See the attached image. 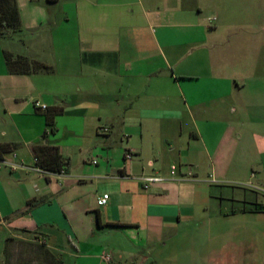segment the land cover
I'll use <instances>...</instances> for the list:
<instances>
[{"label":"crops","instance_id":"crops-1","mask_svg":"<svg viewBox=\"0 0 264 264\" xmlns=\"http://www.w3.org/2000/svg\"><path fill=\"white\" fill-rule=\"evenodd\" d=\"M203 1L17 0L22 32L0 38V144L16 145L0 264H169L171 242V264H236L206 248L226 237L213 226L264 224V45L246 41L264 27ZM7 52L50 70L12 74ZM39 106L63 109L54 134ZM43 144L66 172L38 169ZM152 176L166 181L144 188Z\"/></svg>","mask_w":264,"mask_h":264},{"label":"rangeland","instance_id":"rangeland-1","mask_svg":"<svg viewBox=\"0 0 264 264\" xmlns=\"http://www.w3.org/2000/svg\"><path fill=\"white\" fill-rule=\"evenodd\" d=\"M206 6H210L206 10L207 17L218 16L217 14H224V21L230 22L233 27L245 28H261L264 27V0H204ZM229 14V15H228ZM246 14V18H244ZM248 15V17H247ZM229 16V17H228ZM258 17L255 19V17ZM246 36V35H245ZM261 40H256L254 35L246 36V41L251 46L256 44L264 45V35ZM254 47L251 48L250 54L253 55ZM262 74L264 75V48L262 55ZM249 60H252L250 57ZM261 92H263L264 84H258ZM264 212V210H263ZM263 218L264 217H260ZM264 223V222H262ZM212 227V231L216 230L217 234H226V237H218L211 245H207L208 250L217 251L221 254L224 252H231L238 256L236 264H264V224H252L248 222L243 225ZM208 227V226H207ZM207 227H199L201 231H207ZM203 235V234H201ZM190 236V235H189ZM226 238V239H225ZM201 246V245H200ZM197 250L202 252L201 246ZM179 243L171 242L168 250L173 255L172 261L175 263L176 249ZM223 259H217L215 264L223 263Z\"/></svg>","mask_w":264,"mask_h":264},{"label":"trees","instance_id":"trees-1","mask_svg":"<svg viewBox=\"0 0 264 264\" xmlns=\"http://www.w3.org/2000/svg\"><path fill=\"white\" fill-rule=\"evenodd\" d=\"M22 32L21 19L17 0H0V38H8ZM5 59L10 73L12 74H30L41 71H49L50 67L32 61L24 56H14L7 52ZM63 112L62 108H52L45 112L48 133L56 132L55 118ZM16 145L0 144V160L4 156L14 151ZM36 165L46 173L62 174L67 170V162L61 155L58 147L49 144L38 145L33 148ZM41 202H31L30 207H35Z\"/></svg>","mask_w":264,"mask_h":264},{"label":"built area","instance_id":"built-area-1","mask_svg":"<svg viewBox=\"0 0 264 264\" xmlns=\"http://www.w3.org/2000/svg\"><path fill=\"white\" fill-rule=\"evenodd\" d=\"M39 107H40V109L42 111H44V112L47 111V107L46 106H39ZM133 157H134V155L131 154V153H127L126 154V158L127 159H131ZM39 170H41V169H39ZM177 171H178V168L176 166H173L172 169H171V176L173 178L176 177ZM187 177L188 178H192L193 177L192 172L188 173ZM164 181H166V180L163 177H158V176H152V177L143 178L144 188H148L149 185L152 184V183H161V182H164ZM109 199H110V196L108 194L103 195L101 198L98 199L99 206H106L108 201H109Z\"/></svg>","mask_w":264,"mask_h":264}]
</instances>
